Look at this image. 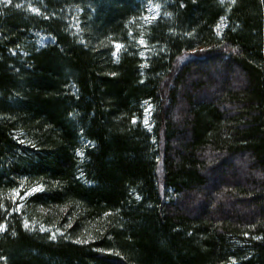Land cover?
<instances>
[{
    "label": "trees",
    "instance_id": "trees-1",
    "mask_svg": "<svg viewBox=\"0 0 264 264\" xmlns=\"http://www.w3.org/2000/svg\"><path fill=\"white\" fill-rule=\"evenodd\" d=\"M154 1L0 0V264H264V0Z\"/></svg>",
    "mask_w": 264,
    "mask_h": 264
},
{
    "label": "rangeland",
    "instance_id": "rangeland-1",
    "mask_svg": "<svg viewBox=\"0 0 264 264\" xmlns=\"http://www.w3.org/2000/svg\"><path fill=\"white\" fill-rule=\"evenodd\" d=\"M222 1H228V0H222ZM140 2L143 5L144 10V15L140 20V26H144L149 24L150 22L156 20L157 18H159L160 16L163 15V7L161 5H159L156 1L154 0H140ZM227 27V20L224 19V21L219 25L218 29H217V33L219 35H221V33L225 30V28ZM51 41V38L49 36H47L44 33H38L37 35V42H38V46H45L47 43H49ZM141 41H143V43H141ZM117 45H119V47H117ZM116 45V52H115V58H117L119 56V54L121 53V50L124 48L123 44L119 43ZM139 45H140V53L142 55V57L144 59L147 58L149 52H150V47L144 42V40H140L139 41ZM153 113H154V107L150 102H146L144 104V110H143V126L147 129V130H152L153 129ZM81 157L83 158L84 155L82 153ZM41 190V187L37 186V187H33L32 189H30L28 192H26L25 194H21L19 192H16L13 196V201L14 203H16V209L23 211V206H24V200L31 196L32 194L39 192ZM27 228H35V227H39L42 231H51V233L53 234V236L56 235H61V231H59L58 228H48L47 226L43 225V224H38V223H29L28 221L26 222ZM3 229H0V231H4L5 230V225H3Z\"/></svg>",
    "mask_w": 264,
    "mask_h": 264
},
{
    "label": "snow or ice",
    "instance_id": "snow-or-ice-1",
    "mask_svg": "<svg viewBox=\"0 0 264 264\" xmlns=\"http://www.w3.org/2000/svg\"><path fill=\"white\" fill-rule=\"evenodd\" d=\"M233 2H235V0H233ZM17 7H19V5H17ZM141 43H143V41H141ZM117 47H119V45H117ZM3 227H4L3 225H0V229H3ZM256 238L259 239V237H256Z\"/></svg>",
    "mask_w": 264,
    "mask_h": 264
}]
</instances>
